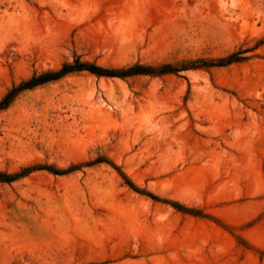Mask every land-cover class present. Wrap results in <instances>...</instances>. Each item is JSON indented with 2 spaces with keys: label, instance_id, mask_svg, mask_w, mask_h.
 Masks as SVG:
<instances>
[{
  "label": "rangeland",
  "instance_id": "obj_1",
  "mask_svg": "<svg viewBox=\"0 0 264 264\" xmlns=\"http://www.w3.org/2000/svg\"><path fill=\"white\" fill-rule=\"evenodd\" d=\"M78 59L153 72L0 109V264H264V0H0V102Z\"/></svg>",
  "mask_w": 264,
  "mask_h": 264
},
{
  "label": "trees",
  "instance_id": "obj_2",
  "mask_svg": "<svg viewBox=\"0 0 264 264\" xmlns=\"http://www.w3.org/2000/svg\"><path fill=\"white\" fill-rule=\"evenodd\" d=\"M81 70H89L92 72H96L102 75L108 76H126V75H133L139 73H151L153 72L151 67L144 66V65H136L126 69H113V68H105L100 65L83 62L79 59L75 61V63H66L63 67L59 70H52L45 73H42L38 76L33 77L32 79L25 81L19 87L14 89L3 101L0 102V109L9 106L12 101V96L15 92L24 89V88H31L35 85L42 84L51 80H57L64 75L74 72V71H81ZM163 71L171 70L170 67H165L162 69ZM19 175V174H18ZM17 176V175H16ZM14 176H10L8 178L12 179Z\"/></svg>",
  "mask_w": 264,
  "mask_h": 264
}]
</instances>
